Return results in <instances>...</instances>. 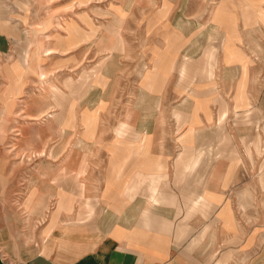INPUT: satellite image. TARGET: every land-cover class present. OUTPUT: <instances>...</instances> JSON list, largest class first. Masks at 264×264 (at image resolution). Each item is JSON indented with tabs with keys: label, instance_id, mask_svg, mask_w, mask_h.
Listing matches in <instances>:
<instances>
[{
	"label": "crops",
	"instance_id": "0c3cea01",
	"mask_svg": "<svg viewBox=\"0 0 264 264\" xmlns=\"http://www.w3.org/2000/svg\"><path fill=\"white\" fill-rule=\"evenodd\" d=\"M257 1L228 3L236 7L235 34L218 23L223 0L211 1L215 27L199 49L196 83L185 79L192 61L176 67L179 49L168 45L160 50L175 51L173 64L150 82L141 84V76L130 104L117 93L118 74L97 77L95 104H83L78 116L73 110L67 127H53L56 139L72 126L92 155L72 149L56 158L54 192L46 172L23 204L9 199L0 207L15 238L6 244L16 246L0 253V264H264V0ZM241 6L263 14H241ZM238 22L258 24L255 36L241 41ZM231 36L237 40L226 49L223 38ZM175 67L183 73L178 80ZM46 96L17 98L35 103L33 119L49 120L56 106L45 107ZM39 137L36 151L44 148ZM63 171L70 186L61 183ZM31 214L42 223L33 232L25 221Z\"/></svg>",
	"mask_w": 264,
	"mask_h": 264
},
{
	"label": "rangeland",
	"instance_id": "374dc122",
	"mask_svg": "<svg viewBox=\"0 0 264 264\" xmlns=\"http://www.w3.org/2000/svg\"><path fill=\"white\" fill-rule=\"evenodd\" d=\"M165 1L167 5L163 4ZM211 1L0 0V39H4L0 49V207L7 205L9 199L10 205H19L23 197L34 195L40 184V175L46 172L49 175L47 190L54 192L55 185L60 183L54 177L56 158L66 156L72 149L77 153L81 151L85 157L92 155L88 147L81 146L79 133L71 132V125L66 134L56 139L54 128L56 125L67 127L71 112L74 110L78 116L83 104H95L93 100L99 96L91 98V94L94 87L101 85L97 81L100 75L114 79L115 73L118 74L117 88L121 91L117 93H126L130 104L135 100L136 92H141V76L144 78L141 84L150 82L157 77L154 73L167 72L169 65L173 64L175 51H161L168 45L182 49L177 50L176 67L182 66L185 59L192 61L184 75L192 83L193 76H199L198 68H195L201 57L199 49L209 46V36L215 27L211 20L215 5H211ZM220 5L215 11L216 17ZM240 9L244 15H254L258 10L263 14L262 8L252 12H247L246 6ZM218 19V23L222 20L223 24H220L235 34L231 18ZM256 26L258 24L252 22H238L240 40L243 36H255ZM236 40L237 36H231L227 41L224 37L223 47ZM109 49H115V53ZM176 67L172 71L174 80L183 77L182 70ZM16 76L23 77L24 86L18 85L20 82ZM187 88L189 86L179 87L181 92ZM23 89L25 93H45L44 106H56L53 118L33 119L31 116L38 114L33 106L35 103L31 105L30 102L29 106V100L22 104V99L17 98V95L25 94ZM86 95L87 99L84 98ZM12 98H16L13 100L17 105L9 108L13 105ZM115 104L116 107L119 105V98ZM4 106L9 108L8 113ZM44 119L46 122L42 121ZM39 134L43 137L44 148L36 151L35 143L41 148ZM41 163L44 166H40ZM69 179L70 174L63 171L61 183L70 186ZM12 216L9 215V219ZM39 216L31 214L26 217V226L32 228L29 231L33 232L42 224ZM4 219H8L7 214L1 212L0 226L5 229L0 230V253L8 254L16 246L6 244L14 237L13 231L6 228L8 221Z\"/></svg>",
	"mask_w": 264,
	"mask_h": 264
},
{
	"label": "bare ground",
	"instance_id": "6f19581e",
	"mask_svg": "<svg viewBox=\"0 0 264 264\" xmlns=\"http://www.w3.org/2000/svg\"><path fill=\"white\" fill-rule=\"evenodd\" d=\"M231 1L232 0H223L222 4L220 5L221 9H219V15H218V17H221V18L222 17H227V19H230L231 18L232 22L233 21L235 22V16L234 15L236 13V7L235 6H231L230 4H228V3H231ZM259 12H260V14H262V12L260 10H258L256 12V17H259ZM232 22H230V24L233 27L235 25V23H232ZM46 52H48V51H46ZM48 55H50V53ZM42 76H44V75H42Z\"/></svg>",
	"mask_w": 264,
	"mask_h": 264
}]
</instances>
